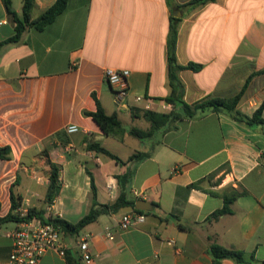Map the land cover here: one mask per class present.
I'll use <instances>...</instances> for the list:
<instances>
[{
	"label": "crops",
	"instance_id": "0c3cea01",
	"mask_svg": "<svg viewBox=\"0 0 264 264\" xmlns=\"http://www.w3.org/2000/svg\"><path fill=\"white\" fill-rule=\"evenodd\" d=\"M190 1L174 0L179 9L173 10L167 0H69L45 30L28 29L21 42L2 48L0 147L9 146L12 154L0 159V216L12 210L13 186L16 213L35 208L45 221L76 224L92 207L88 172L99 204L116 203L122 192L117 176L131 170L126 200L154 206L143 223L126 231L119 228L122 208L101 214L78 234L62 233L65 256L51 250L41 264H82L77 247L82 237L89 239L92 264H214L213 243L244 254L245 263L227 258L221 264H264V130L210 111L141 141L128 133L121 139L106 136L84 115L97 110V98L125 128L148 129L132 108L181 111L166 101L172 92L167 49L172 15L180 18L178 64L202 66L178 73L184 101L234 97L251 76L237 109L254 114L264 103V0ZM55 2L35 0L32 17ZM13 7L21 15L23 0H13ZM14 34L0 0V42ZM106 68L130 71L124 101H116ZM70 124L80 131L69 134ZM88 143L101 144L122 163L88 150ZM149 150L150 158L128 161ZM51 164L61 188L47 203ZM226 196L233 199L229 212L214 216ZM18 223L0 224V264L11 254L9 233Z\"/></svg>",
	"mask_w": 264,
	"mask_h": 264
},
{
	"label": "trees",
	"instance_id": "16d2710c",
	"mask_svg": "<svg viewBox=\"0 0 264 264\" xmlns=\"http://www.w3.org/2000/svg\"><path fill=\"white\" fill-rule=\"evenodd\" d=\"M214 0H191L189 5H196L207 3ZM7 13L11 16L13 23L15 24V34L13 37L0 42V53L2 48L11 43H19L24 38L28 29H35L37 31H43L50 24L54 23L56 19L62 15L68 8L69 0H56V2L44 11L37 18L32 17V12L35 5V0H23L22 14L18 15L13 7V0H2ZM167 3L172 7L173 10L179 9V6L175 5L174 0H167ZM180 18L171 16V23L167 41L168 49V75L169 82L172 88L171 95L166 98L168 103L174 105H180L181 111L172 110L170 112H157L152 110H140V109H131L132 116L134 118H143L149 124L148 129H140L138 127L125 128L116 114L108 115L104 110L100 101L96 99L97 110L95 112L84 111V115L91 117L95 123L100 127L103 133L106 136L114 138H123V136L128 133L130 136L137 138L141 141L151 140L155 138L160 133H165L171 129H176V123L184 119H197L203 117L207 112L210 111H221L228 113L234 120L244 123L250 127H256L264 130V103L254 112L252 116L243 114L237 109V106L242 99L247 86L250 82V78L246 81L242 90L231 98H208L197 102L195 104H188L184 101V86L181 80L179 79L178 73L182 70L190 69L194 71H199L201 65L190 63L188 65H180L177 62L176 56V44L178 38V25ZM156 143V142H154ZM88 150L95 151L96 153L105 155L115 161L122 163V160L117 157L115 154L101 146L99 143H88ZM153 150L147 152H137L129 158V162L143 161L152 156ZM11 148L9 146L0 147V159L9 160L11 159ZM52 172L50 176V183L48 187V192L46 195V202L51 203L55 196L59 193L61 184L59 181L58 169L54 164H51ZM92 180V207L89 213L84 216L78 223L72 224L65 220L61 219H52V221L61 229L62 233L78 234L86 225L96 221L98 217L103 213L108 212H117L124 207L133 206L134 201H128L125 198L126 185L130 182L133 171H128L124 175L117 176L119 184L122 188V192L116 203L112 205H101L96 200V186L94 182L93 175L88 172ZM19 183V179L14 183V186ZM237 194L233 195L235 197ZM232 198V197H231ZM229 196L225 197L224 207L215 212L214 216L225 214L229 212V205L232 203L233 199ZM11 199H12V210L5 216H0V224L9 223V222H20V221H32L37 220L38 218L41 221L43 219L41 213L43 211H38L35 208L28 210L25 216H21L16 213L18 209V203L16 202L13 186L11 188ZM137 213H146L145 211L135 210ZM182 229H185L182 224H179ZM210 252L213 256L214 264H221L223 259L231 258L238 263H245L244 254L241 251L234 249H228L221 245L213 243L210 246Z\"/></svg>",
	"mask_w": 264,
	"mask_h": 264
},
{
	"label": "built area",
	"instance_id": "2783aa9c",
	"mask_svg": "<svg viewBox=\"0 0 264 264\" xmlns=\"http://www.w3.org/2000/svg\"><path fill=\"white\" fill-rule=\"evenodd\" d=\"M105 77L114 91L117 102H122L129 95L128 78L130 71L113 68L105 69ZM137 100H141L137 97ZM80 131L76 124L67 127L69 134ZM27 212L20 213L25 216ZM146 219L145 213L125 212L121 215L119 228L129 230ZM107 237L113 239L114 235L108 232ZM12 239V251L4 264H41L42 258L48 251H56L60 256H65L67 245L62 240L61 229L51 220L20 221L17 228L9 233ZM173 243V242H172ZM82 264H92L93 255L88 237H82L77 242Z\"/></svg>",
	"mask_w": 264,
	"mask_h": 264
},
{
	"label": "water",
	"instance_id": "95a60500",
	"mask_svg": "<svg viewBox=\"0 0 264 264\" xmlns=\"http://www.w3.org/2000/svg\"><path fill=\"white\" fill-rule=\"evenodd\" d=\"M178 15V14H176ZM154 208L153 204L144 200H137L133 206H127L122 209V212H130L133 210H140V211H152Z\"/></svg>",
	"mask_w": 264,
	"mask_h": 264
}]
</instances>
